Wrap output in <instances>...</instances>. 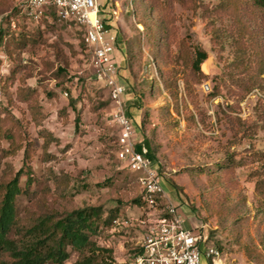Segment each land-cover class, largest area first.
<instances>
[{"label": "rangeland", "instance_id": "1", "mask_svg": "<svg viewBox=\"0 0 264 264\" xmlns=\"http://www.w3.org/2000/svg\"><path fill=\"white\" fill-rule=\"evenodd\" d=\"M25 2L0 0V29L12 32L0 48V186L19 174L29 191L16 201L21 225L99 209L92 240L128 264L142 232L111 230L143 215V174L117 158L109 93L93 78L81 28L33 22ZM101 18L118 39L137 141L185 227L207 237L221 264H264V11L251 0H103ZM198 50L208 55L200 74ZM77 260L72 252L68 264Z\"/></svg>", "mask_w": 264, "mask_h": 264}, {"label": "built area", "instance_id": "2", "mask_svg": "<svg viewBox=\"0 0 264 264\" xmlns=\"http://www.w3.org/2000/svg\"><path fill=\"white\" fill-rule=\"evenodd\" d=\"M103 0H26L24 16L40 23L54 17L73 23L84 31V44L90 54L93 78L103 82L112 104L109 123L116 128L117 158L129 170L143 174L139 184L141 199L139 218L121 222L115 220L112 233L119 227H135L142 232L140 251L128 264H221L219 251L207 246V237L200 230L185 227L179 214L162 187L160 169L145 146L138 147L137 124L125 107L126 88L120 82L116 61L118 39L111 34L102 18ZM110 33V35L108 34ZM67 95V94H66Z\"/></svg>", "mask_w": 264, "mask_h": 264}, {"label": "trees", "instance_id": "3", "mask_svg": "<svg viewBox=\"0 0 264 264\" xmlns=\"http://www.w3.org/2000/svg\"><path fill=\"white\" fill-rule=\"evenodd\" d=\"M251 2L254 7L264 11V0ZM17 12L20 14V11ZM49 18L56 19L53 13ZM49 18H44L40 23ZM64 23L75 26L73 23ZM105 26L107 28L106 23ZM10 30L11 27L7 30L0 29V48L12 36ZM80 34L84 43L82 29ZM207 58L204 50H198L192 63L196 73H201V65ZM259 66L261 70L257 73L259 76L256 84L261 87L264 86V80L258 77L264 75V63L260 62ZM3 88L0 84L1 95H4ZM125 107L127 110L126 103ZM128 114L130 115L129 112ZM142 145L148 148L150 157L155 159L147 142L142 141L138 147L141 148ZM28 193L26 188L20 186L19 174L0 186V264H68L72 252L78 254V260L74 264H114L113 252L97 247L92 240L98 233L97 223L101 220L99 209L86 208L59 216L43 213L31 224L21 225L16 212V201ZM140 199L141 196L139 201Z\"/></svg>", "mask_w": 264, "mask_h": 264}, {"label": "water", "instance_id": "4", "mask_svg": "<svg viewBox=\"0 0 264 264\" xmlns=\"http://www.w3.org/2000/svg\"><path fill=\"white\" fill-rule=\"evenodd\" d=\"M203 70H205L204 68H203ZM206 72V71H205Z\"/></svg>", "mask_w": 264, "mask_h": 264}]
</instances>
